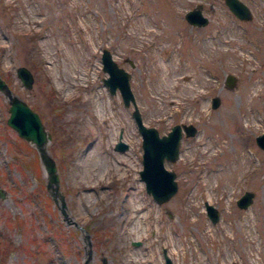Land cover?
Masks as SVG:
<instances>
[{
	"label": "rangeland",
	"instance_id": "1",
	"mask_svg": "<svg viewBox=\"0 0 264 264\" xmlns=\"http://www.w3.org/2000/svg\"><path fill=\"white\" fill-rule=\"evenodd\" d=\"M222 1L0 0V79L48 136L66 215L44 188L38 158L36 181L34 147L5 124L0 93V264H83L85 231L86 264H162V248L170 264H264V150L254 142L264 132V0H239L250 12L243 21ZM195 4L202 27L182 15ZM102 48L129 73L144 127L159 135L173 124L195 128L181 133L177 159L163 160L176 190L159 205L137 173L132 107L102 84ZM18 66L32 75L29 90ZM118 140L125 151H113ZM120 156L129 161L118 171ZM244 191L252 197L241 210L235 198ZM136 206L145 220L131 233Z\"/></svg>",
	"mask_w": 264,
	"mask_h": 264
},
{
	"label": "water",
	"instance_id": "2",
	"mask_svg": "<svg viewBox=\"0 0 264 264\" xmlns=\"http://www.w3.org/2000/svg\"><path fill=\"white\" fill-rule=\"evenodd\" d=\"M222 3L225 4L229 13L239 20H248L250 18V12L248 8L239 0H223ZM183 18L188 23V25L195 27H202L207 23V18L200 14V5L195 4L191 10L188 9L184 12ZM100 67L101 70L106 74V77L101 79L102 84L107 88V91L112 95L115 91L118 92L122 105L127 107L131 105L130 116L133 119V123L136 126V131L140 135V146H141V169L137 171L139 180L143 183L145 193L149 194L151 198L158 203V205L169 199L170 196L174 194L176 190V184L174 180V173L170 170L166 171L163 166L164 161L173 162L178 157V145L181 133L185 137L192 136L195 133V128L192 125H172L168 128V131L164 134L159 135L157 131L154 130L152 126H145L140 121L139 112L136 110V106L133 100L131 91L129 90L128 78L129 73L121 69L114 60L111 59V54L105 48L100 49ZM14 75L19 84L22 85L24 89L31 87L33 81L32 75L23 66H18L15 68ZM233 84V77L226 74L224 86L230 88ZM6 84L2 79H0V93L3 97L7 99V111L8 116H6L5 124L9 129H12L17 137L28 142L31 147L36 150V157L40 163L43 177L45 178L44 188L47 191L49 198H51L55 208L59 210L62 214V218L66 221L65 211H64V201L62 194L58 190V177H56V167H54V162L52 158L48 156L43 144L48 139L46 132L43 127L40 126V120L36 113L29 109L25 105L24 101L18 99V97L12 95L11 91L8 90ZM218 105V98L212 96L210 99V108H215ZM255 146L259 150H264V132L254 137ZM127 148L126 144L120 142V140L115 142L113 146V151L122 152ZM164 160V161H163ZM1 196V193H0ZM252 194L249 191H244L241 196L235 198V205L241 210L247 207L251 202ZM204 211L209 219L208 221L212 223L216 222L218 219V213L213 206H209L206 202L203 204ZM85 241L86 248V259L83 264H86L87 257L89 255V241L86 234L82 236ZM137 242L132 245H136ZM166 251L161 249V257L163 259L162 264H170V259L165 254Z\"/></svg>",
	"mask_w": 264,
	"mask_h": 264
},
{
	"label": "bare ground",
	"instance_id": "3",
	"mask_svg": "<svg viewBox=\"0 0 264 264\" xmlns=\"http://www.w3.org/2000/svg\"><path fill=\"white\" fill-rule=\"evenodd\" d=\"M82 74L84 75L85 74V72H82ZM191 89V88H190ZM94 97V96H93ZM95 98H96V96H95ZM96 101L94 102V111H93V113H95V115L97 116V118L99 119V120H102L103 118L102 117H104V113H103V116H102V110L100 111V109L101 108H99V106L97 105V104H99L100 102H99V100H97V98L95 99ZM97 103V104H96ZM100 105L102 106V104L100 103ZM104 108V107H103ZM107 109V108H106ZM105 112H106V110H105ZM107 117V116H106ZM109 119V118H108ZM103 121V120H102ZM109 123V122H108ZM108 123H107V126H108ZM104 126V125H103ZM106 131V130H105ZM129 161V158L128 157H126L125 158V156H120V157H118L117 159H116V165H117V169H118V171H119V165L122 163V162H124V163H126V162H128ZM123 167V166H122ZM124 168V167H123ZM124 169H126V168H124ZM123 171V170H122ZM126 197H127V194H126ZM130 198V197H129ZM133 198V197H132ZM133 199H135V198H133ZM134 201H136V200H134ZM127 203H129V202H127ZM135 203V202H134ZM136 203H138V202H136ZM127 210V209H126ZM129 210V209H128ZM127 210V211H128ZM142 209L140 208V207H135V208H133V209H131V211L133 212V213H136V216L137 217H135L134 218V220L132 221V223L130 224L131 226L129 227V232L131 231V233L132 232H135V231H140L141 229L138 227V226H140L141 225V223H143V221L145 220V216L143 215V214H138L139 213V211H141ZM144 210V209H143ZM142 210V211H143ZM130 211V210H129ZM131 214V213H130ZM139 215V216H138ZM130 216V215H129ZM136 233V232H135ZM137 260V259H136Z\"/></svg>",
	"mask_w": 264,
	"mask_h": 264
},
{
	"label": "trees",
	"instance_id": "4",
	"mask_svg": "<svg viewBox=\"0 0 264 264\" xmlns=\"http://www.w3.org/2000/svg\"><path fill=\"white\" fill-rule=\"evenodd\" d=\"M31 161V160H30ZM31 168H34L35 169V171H36V175L37 176H35L37 179H36V181L39 183V185H40V183H41V181L39 180L40 178H39V167H38V161H37V157H34L33 156V162H32V166H31ZM46 201H47V199H46Z\"/></svg>",
	"mask_w": 264,
	"mask_h": 264
}]
</instances>
